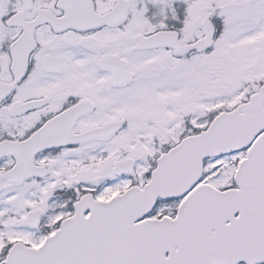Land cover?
Wrapping results in <instances>:
<instances>
[{
	"label": "snow or ice",
	"instance_id": "snow-or-ice-1",
	"mask_svg": "<svg viewBox=\"0 0 264 264\" xmlns=\"http://www.w3.org/2000/svg\"><path fill=\"white\" fill-rule=\"evenodd\" d=\"M0 264H264V0H0Z\"/></svg>",
	"mask_w": 264,
	"mask_h": 264
}]
</instances>
